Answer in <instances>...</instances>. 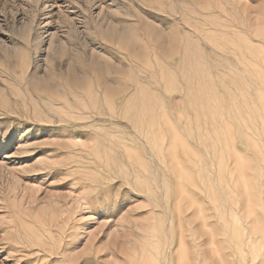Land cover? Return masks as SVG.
Masks as SVG:
<instances>
[{"label": "rangeland", "instance_id": "rangeland-1", "mask_svg": "<svg viewBox=\"0 0 264 264\" xmlns=\"http://www.w3.org/2000/svg\"><path fill=\"white\" fill-rule=\"evenodd\" d=\"M263 113L264 0H0V264H261Z\"/></svg>", "mask_w": 264, "mask_h": 264}, {"label": "bare ground", "instance_id": "bare-ground-1", "mask_svg": "<svg viewBox=\"0 0 264 264\" xmlns=\"http://www.w3.org/2000/svg\"><path fill=\"white\" fill-rule=\"evenodd\" d=\"M121 78V77H120ZM116 79H118V78H116ZM112 80V79H111ZM112 82V81H111ZM116 86V85H115ZM118 87V86H117ZM114 89V88H113ZM119 90V89H118ZM120 94V93H119ZM264 114V113H263ZM72 116V115H71ZM68 117V116H67ZM71 118V117H70ZM60 120V119H59ZM72 120V119H71ZM86 120V119H85ZM200 122V121H199ZM212 123V122H211ZM202 136V135H201ZM162 155V154H161ZM44 163V162H43ZM43 166H45V165H43ZM167 186V185H166ZM110 234V233H109ZM115 234V233H114ZM117 236H118V234H117ZM107 237V236H106ZM109 237H110V235H109ZM112 237V236H111ZM114 238H115V235L113 236V239H112V241L114 240ZM117 239V238H116ZM263 239V238H262ZM107 240V239H106ZM119 240V239H118ZM178 240V239H177ZM110 241H111V239H110ZM111 243V242H110ZM113 243H114V241H113ZM115 244V243H114ZM118 244V243H117ZM178 244V243H177ZM106 245H108V243L106 244ZM116 245V244H115ZM179 245L181 246L182 245V243L181 242H179ZM109 246V245H108ZM118 246V245H117ZM3 247H5V246H3ZM70 247V246H69ZM104 247V246H103ZM59 248V247H58ZM119 248V247H118ZM39 249V248H38ZM71 249V248H70ZM112 249V248H111ZM111 249H110V251H108V253L106 254V258H108V259H117L118 260V258H116V252L113 250V252H111ZM114 249H115V247H114ZM58 250V249H57ZM68 250V249H67ZM66 250V253L68 252ZM117 250H119V249H117ZM44 251V250H43ZM53 251V250H52ZM63 251V250H62ZM61 251V252H62ZM92 251V250H91ZM99 251H101L100 249L99 250H97L96 251V253L97 252H99ZM168 251V250H167ZM33 252V251H32ZM38 252V251H37ZM40 252V251H39ZM53 252H55V251H53ZM65 252V251H64ZM74 252V251H73ZM110 252V253H109ZM119 252H121V251H119ZM60 253V252H59ZM65 253V254H66ZM71 253V251L69 252V254ZM74 253H78V252H74ZM85 253V252H84ZM116 253V254H115ZM54 254V253H53ZM55 254H56V252H55ZM65 254H63V256L65 255ZM68 254V253H67ZM67 254H66V256H67ZM73 254V253H72ZM120 255V254H119ZM54 256V255H53ZM56 256V255H55ZM74 256V257H73ZM73 256H72V258L71 259H69V260H66V262L68 263V264H78L76 261H77V259H76V257L78 256V254L76 255V254H73ZM68 257H71V254L70 255H68ZM67 257V258H68ZM111 257V258H110ZM62 258V257H61ZM65 258V257H64ZM115 261V260H112V261H114V264H115V262H118V261ZM260 262H261V264H264V255H263V258H262V260H260ZM63 263H65V262H63ZM113 263V262H112ZM219 263V262H218ZM220 264H222V263H220Z\"/></svg>", "mask_w": 264, "mask_h": 264}]
</instances>
